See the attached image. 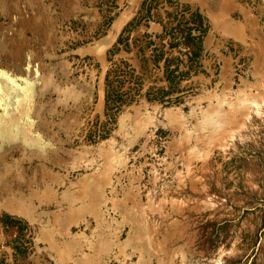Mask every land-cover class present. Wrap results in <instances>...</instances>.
<instances>
[{"label": "rangeland", "instance_id": "obj_1", "mask_svg": "<svg viewBox=\"0 0 264 264\" xmlns=\"http://www.w3.org/2000/svg\"><path fill=\"white\" fill-rule=\"evenodd\" d=\"M0 264H264V0H0Z\"/></svg>", "mask_w": 264, "mask_h": 264}, {"label": "bare ground", "instance_id": "obj_2", "mask_svg": "<svg viewBox=\"0 0 264 264\" xmlns=\"http://www.w3.org/2000/svg\"><path fill=\"white\" fill-rule=\"evenodd\" d=\"M225 2V1H224ZM224 6V5H223ZM222 6V7H223ZM226 8V7H225ZM227 9V8H226ZM225 11H227V10H225ZM224 12V11H223ZM72 91V90H71ZM70 91V88H68L67 90H62V93H65V92H70L71 94H73V92H71ZM75 93V92H74ZM243 119V118H242ZM218 134V133H217ZM216 136V135H215ZM213 141H214V139H213ZM192 153V152H191ZM196 153V152H195ZM109 154V153H108ZM193 154V153H192ZM195 155V154H194ZM194 158V157H193ZM191 159H192V157H191ZM181 202V201H180ZM184 205V204H183ZM65 212V211H64ZM66 214V213H65ZM68 214V213H67ZM66 216V215H65ZM68 219V218H67ZM65 221V220H64ZM63 222V221H62ZM61 222V223H62Z\"/></svg>", "mask_w": 264, "mask_h": 264}]
</instances>
